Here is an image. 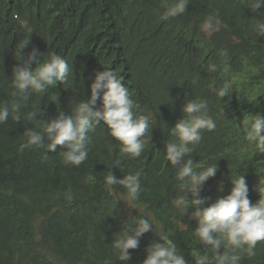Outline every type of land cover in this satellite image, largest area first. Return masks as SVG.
<instances>
[{"label": "trees", "instance_id": "obj_1", "mask_svg": "<svg viewBox=\"0 0 264 264\" xmlns=\"http://www.w3.org/2000/svg\"><path fill=\"white\" fill-rule=\"evenodd\" d=\"M166 2L172 0H0V104L17 99L12 74L20 41L30 40L25 58L37 48L44 53L39 59L54 53L70 69L66 83L31 94L20 122L10 115L0 123V264H124L112 242L139 216L169 234L188 264H195L193 254L207 250L193 234L196 221L173 207L182 193L176 169L164 158L169 130L187 99L206 100L216 122L214 130L201 131L190 153L196 166H218L201 196L215 201L227 195L231 176L242 173L250 201L259 199L254 186L264 179V153L245 139L242 121L264 115V36L252 30L256 19H264V6L254 13L244 0H189L183 14L162 20ZM210 16L219 21L217 30L204 33L200 25ZM213 64L216 71H208ZM103 68L117 73L139 105L136 112L150 118L141 156H121L103 121L88 133V158L79 167L63 163L59 145L21 152L24 130H39L44 119L69 114L76 102L90 98L95 72ZM224 87L228 94L221 98L214 89ZM38 108L39 122L29 120ZM117 159L120 168L112 167ZM109 171L118 179L140 172L139 198L131 200L119 184L107 185ZM154 239V231L145 233L129 250L128 264H143ZM255 251L240 264H264V241Z\"/></svg>", "mask_w": 264, "mask_h": 264}, {"label": "clouds", "instance_id": "obj_2", "mask_svg": "<svg viewBox=\"0 0 264 264\" xmlns=\"http://www.w3.org/2000/svg\"><path fill=\"white\" fill-rule=\"evenodd\" d=\"M188 4L189 0L166 2L161 19L168 20L183 14ZM243 4L255 13L264 6V0H244ZM218 23L215 17L210 16L201 23L200 31L209 33L217 30ZM252 30L257 37L264 36V19H256ZM29 43V38L19 42V51L15 56L19 63L13 67L12 74L13 95L17 99L10 105L0 104V123H5L10 115L14 121L20 122L21 108L32 93L45 94L57 82L67 81L70 71L68 62L54 53L47 59H39L44 53L37 48L28 52L25 58L23 49ZM33 63L36 65L34 68ZM207 70L216 71V66L209 65ZM90 89V98L76 102L69 114L61 111L55 118L44 119L39 124V130L26 128L20 151L45 146L46 150L55 151L59 145L65 149L58 153L63 163L79 167L88 158V145L91 143L88 133L103 121L111 137L119 142L121 156L140 157L145 150L146 141L143 138L150 130V118L136 112L139 105L131 98L122 79L113 70L103 68L95 72ZM214 91L221 98L228 94L226 87ZM98 100L102 101L99 107ZM39 111L38 108L29 112L28 119L39 122L40 119H36ZM182 112V118L169 130L171 139L166 142L164 151L165 160L176 169L175 179L182 193L173 200V207L182 216L187 215L197 223L193 234L207 252H195V264H240L245 254L249 258L255 256L258 242L264 241V179H259L254 186L259 193L255 203L249 199V186L242 173L231 176L232 188L227 195L219 196L215 201L202 197L203 185L216 175L218 166H196L190 153L201 141V131L214 130L216 122L208 115V103L204 99H187ZM242 130L245 139L254 144L258 152L264 153V115L252 114L244 118ZM120 164L117 159L112 167L120 168ZM104 179L109 186H123L131 200L139 198L140 172L128 173L118 179L109 171ZM66 195L69 200L72 199L70 192ZM149 231H154L159 240H152L146 247L143 264H188L170 235L157 231L152 220L146 216L133 218L122 234L114 238L112 246L117 250V260L128 264L131 259L129 250L138 248L141 237Z\"/></svg>", "mask_w": 264, "mask_h": 264}, {"label": "rangeland", "instance_id": "obj_3", "mask_svg": "<svg viewBox=\"0 0 264 264\" xmlns=\"http://www.w3.org/2000/svg\"><path fill=\"white\" fill-rule=\"evenodd\" d=\"M127 206L130 205V202L128 200H126Z\"/></svg>", "mask_w": 264, "mask_h": 264}]
</instances>
